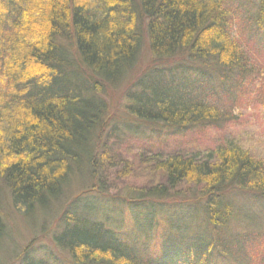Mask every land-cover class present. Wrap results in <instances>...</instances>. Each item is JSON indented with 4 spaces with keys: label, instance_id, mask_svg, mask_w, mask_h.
I'll return each instance as SVG.
<instances>
[{
    "label": "trees",
    "instance_id": "16d2710c",
    "mask_svg": "<svg viewBox=\"0 0 264 264\" xmlns=\"http://www.w3.org/2000/svg\"><path fill=\"white\" fill-rule=\"evenodd\" d=\"M234 1L0 0V202L5 188L15 211L30 217L80 177L92 183L84 193L98 189L133 216L128 234L99 207L62 212L53 242L70 264H204L213 250L214 258L216 250L227 254L232 229L244 221L264 230V157L232 139L188 155H152L148 181L122 195L100 186L108 135L150 140L231 120L229 108L201 94L249 74ZM248 4L263 28L264 0L238 8L246 13ZM116 101L122 118L111 111ZM160 219L178 234L158 257L144 255L138 237L147 242ZM5 232L0 213V242Z\"/></svg>",
    "mask_w": 264,
    "mask_h": 264
},
{
    "label": "rangeland",
    "instance_id": "374dc122",
    "mask_svg": "<svg viewBox=\"0 0 264 264\" xmlns=\"http://www.w3.org/2000/svg\"><path fill=\"white\" fill-rule=\"evenodd\" d=\"M242 0L234 1L238 11L234 13L235 35L245 43L250 57L249 74L229 85L223 90L206 97L207 102L222 108H229L232 118L220 127L200 128L183 135L168 136L143 140L124 135H108L105 147L101 151L104 169L103 188L107 195H122L127 187L137 186L148 181L149 157L156 153L161 155L202 152L222 144L227 139L236 141L254 158L264 157V107L257 88L261 71L264 69V27L252 23L254 9L252 4L238 8ZM123 107L119 101L114 102L111 111L122 118ZM92 184V183H91ZM90 183L80 177H74L67 185L61 200L54 202L46 211H37L30 217L21 216L13 208L8 191L2 188L0 213L6 225V232L0 242V264H19L29 258H46L54 264H70L67 252L55 246L53 235L59 229V217L67 210H80L86 205L99 207L107 223L125 233H130L133 221L127 206L111 204L97 190L90 189ZM94 187V186H93ZM82 191V192H81ZM258 214V213H257ZM251 219L256 220V214ZM261 222L244 221L234 227L231 241L227 240V254L209 252L204 264H264V230ZM264 228V226H263ZM178 234L167 220H159L157 226L148 234V241L138 237L137 249L144 255L158 257L162 245L168 237ZM231 234V231H230ZM229 248V249H228Z\"/></svg>",
    "mask_w": 264,
    "mask_h": 264
}]
</instances>
